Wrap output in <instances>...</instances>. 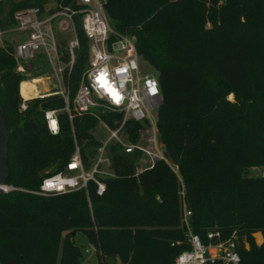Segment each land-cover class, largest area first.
Segmentation results:
<instances>
[{"label": "trees", "instance_id": "obj_1", "mask_svg": "<svg viewBox=\"0 0 264 264\" xmlns=\"http://www.w3.org/2000/svg\"><path fill=\"white\" fill-rule=\"evenodd\" d=\"M45 1L7 0L0 27L13 24L16 10L42 7ZM54 1L70 9L82 6L76 0ZM101 1L110 25L134 35L137 52L154 71L160 92L155 126L166 160L155 159L132 175L136 153L113 142L107 149L114 175L104 178L101 194L92 182L86 193L83 188L36 192L40 171L61 169L75 144L88 165L99 144L91 132L97 120L75 112L68 119L60 110L58 131L50 133L42 113L62 107V96L27 98L39 78L25 79L10 44L1 45L5 183L23 189L0 191V264H79L76 231L94 248L98 264H105V256L119 264H173L175 255L189 248L183 204L189 229L202 242L216 240L206 237L209 230H218V239L233 232L240 264H264V174L247 171L264 164V0ZM71 18L77 46L60 73L69 101L87 53L80 12ZM57 51L68 60L60 34ZM33 62L48 67L40 53L23 64ZM20 95L27 98L22 110ZM102 116L113 125L109 113ZM127 123L133 137L139 124ZM256 231L259 244L252 236Z\"/></svg>", "mask_w": 264, "mask_h": 264}, {"label": "built area", "instance_id": "obj_2", "mask_svg": "<svg viewBox=\"0 0 264 264\" xmlns=\"http://www.w3.org/2000/svg\"><path fill=\"white\" fill-rule=\"evenodd\" d=\"M76 2L82 6L70 9L59 2L50 9H45L44 4L42 7L21 8L13 13V24L10 27H0V46L10 44L12 55L17 61H26L40 53L57 77L64 66L72 63L77 37L71 14L80 12L87 53L85 67L73 96L69 101L60 82L55 90L40 92L36 96L58 93L63 98L62 107L43 110L44 123L50 133L58 131L57 113L60 110L66 111L68 119L72 112L90 114L108 133L104 138L98 139L99 144L87 158V166L84 165L75 144L61 169L42 173L36 189V192L42 194H56L80 188L86 193L88 182L94 183L96 194H101L104 178L114 175L107 149L109 143L119 144L124 152L136 153L132 172L135 176L151 166L155 159L166 160L155 126L156 109L160 102L158 82L154 73L141 71L142 62L146 61L136 50L134 35L120 33L110 25L101 0ZM5 31L16 32L18 39L5 41ZM64 33L62 38L68 53L67 61L61 60L57 51V34ZM28 69L26 63L23 67H17V70L25 74L29 73ZM25 99L24 97L19 104V110L25 107ZM103 113L110 114L112 126L102 116ZM127 121L139 124L133 137ZM1 188L2 191L23 189L8 183L1 184ZM188 214L189 210L183 204L182 221L186 227L189 248L180 250L175 255L173 264H205L207 260L213 259H220L226 264H240L234 236L218 239V230H209L206 237H215L216 240L204 243L197 234L190 231Z\"/></svg>", "mask_w": 264, "mask_h": 264}, {"label": "rangeland", "instance_id": "obj_3", "mask_svg": "<svg viewBox=\"0 0 264 264\" xmlns=\"http://www.w3.org/2000/svg\"><path fill=\"white\" fill-rule=\"evenodd\" d=\"M7 0H0V18H5V13L7 10V4H6ZM55 1L54 0H47L45 1L44 4V8L45 9H50L55 5ZM208 22L206 21L204 23V26L207 27L208 26ZM10 27L5 26V28ZM67 35H70V32L67 33ZM3 36L5 38V41L7 40H11V38H16L18 39V34L14 31H5L3 33ZM65 33L63 35H61V37H64ZM67 37V36H66ZM144 62V61H143ZM142 62V66H141V71L143 72H152L154 73L153 69L151 68V66L146 62L143 63ZM48 67L45 68V66L43 64H36V62H33V65H31V67L29 66L28 70L29 73L24 75L26 76L25 79H31V78H39V80H37L36 82H34V88L30 93V97L32 96H36L34 94H39L40 92H44V91H51L53 88H58V82L61 83V77L60 74H57V77L52 69V67L48 64ZM19 66H24L23 62L21 61H17L15 63V67L17 69V67ZM19 71V70H18ZM35 73H38L37 75ZM257 76H261L260 74H258ZM257 79H255L256 82ZM36 92V93H35ZM20 94V92H19ZM33 94V95H32ZM231 95L228 94V97H230ZM21 100L23 101V96H21ZM27 97V98H30ZM26 98V99H27ZM92 134L97 138V139H102L106 136V134L108 133L104 127H102V125L97 122L94 127L91 129ZM49 168H45L44 170H48ZM173 169H175V167L173 166ZM247 171L249 174H254V175H262L264 174V164L261 165H254V166H248ZM257 234V235H256ZM229 236H235V234H233V232H231L229 234ZM253 239L255 244H259L261 241V235L258 231L253 232L252 233ZM260 236V238H259ZM72 240L73 243L78 247V250L80 252L79 258H78V263L79 264H98L97 261V257L94 251V248L92 247V245L88 242L86 236L81 232V231H76L73 236H72ZM247 246V243H246ZM105 264H119V260L117 258H115V260H113L112 257L110 256H105Z\"/></svg>", "mask_w": 264, "mask_h": 264}, {"label": "water", "instance_id": "obj_4", "mask_svg": "<svg viewBox=\"0 0 264 264\" xmlns=\"http://www.w3.org/2000/svg\"><path fill=\"white\" fill-rule=\"evenodd\" d=\"M7 137L8 131L6 129L4 115L0 105V191H2L1 184L5 183L9 171L6 153ZM40 173H43L42 170Z\"/></svg>", "mask_w": 264, "mask_h": 264}, {"label": "crops", "instance_id": "obj_5", "mask_svg": "<svg viewBox=\"0 0 264 264\" xmlns=\"http://www.w3.org/2000/svg\"><path fill=\"white\" fill-rule=\"evenodd\" d=\"M44 92H48V91H44ZM36 93V92H35ZM33 95V94H32ZM34 95H37V94H34ZM31 95L29 94V96L28 97H30Z\"/></svg>", "mask_w": 264, "mask_h": 264}, {"label": "bare ground", "instance_id": "obj_6", "mask_svg": "<svg viewBox=\"0 0 264 264\" xmlns=\"http://www.w3.org/2000/svg\"><path fill=\"white\" fill-rule=\"evenodd\" d=\"M257 235V234H256ZM259 238H260V236H259Z\"/></svg>", "mask_w": 264, "mask_h": 264}, {"label": "snow or ice", "instance_id": "obj_7", "mask_svg": "<svg viewBox=\"0 0 264 264\" xmlns=\"http://www.w3.org/2000/svg\"><path fill=\"white\" fill-rule=\"evenodd\" d=\"M74 166V165H73Z\"/></svg>", "mask_w": 264, "mask_h": 264}]
</instances>
